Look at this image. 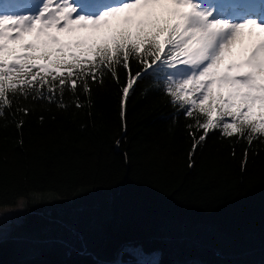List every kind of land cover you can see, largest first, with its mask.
I'll return each instance as SVG.
<instances>
[{
    "label": "trees",
    "instance_id": "16d2710c",
    "mask_svg": "<svg viewBox=\"0 0 264 264\" xmlns=\"http://www.w3.org/2000/svg\"><path fill=\"white\" fill-rule=\"evenodd\" d=\"M117 74L80 89L82 108L65 92L67 108L19 100L0 117V207L25 206L0 264H144L125 244L159 252L149 264H264V137L209 130L189 167L187 125L205 118L178 111L163 73L126 99L128 70Z\"/></svg>",
    "mask_w": 264,
    "mask_h": 264
},
{
    "label": "snow or ice",
    "instance_id": "6c2138e0",
    "mask_svg": "<svg viewBox=\"0 0 264 264\" xmlns=\"http://www.w3.org/2000/svg\"><path fill=\"white\" fill-rule=\"evenodd\" d=\"M29 2L7 0L22 9L16 12L0 7V117L19 100L67 108L65 92L82 108L79 90L90 93L106 74L119 82V67L128 70L124 99L151 70L163 73L156 87L179 112L205 118L187 125L189 167L209 130L250 145L264 137V22L239 19L254 10L249 0H105L94 13H82L79 0H45L38 14H26ZM131 58L141 66L135 76ZM16 111L27 116L31 109Z\"/></svg>",
    "mask_w": 264,
    "mask_h": 264
},
{
    "label": "rangeland",
    "instance_id": "374dc122",
    "mask_svg": "<svg viewBox=\"0 0 264 264\" xmlns=\"http://www.w3.org/2000/svg\"><path fill=\"white\" fill-rule=\"evenodd\" d=\"M55 2V0H54ZM118 2V0L116 1ZM108 3H114L112 1ZM25 213L24 198L20 199L16 206L0 207V239L4 238L12 229V227L20 221L21 216ZM126 249H139L140 255L131 252L139 262L144 264L156 263L159 261V252H145L141 246L134 244H125L120 249V254ZM121 258L119 257V260Z\"/></svg>",
    "mask_w": 264,
    "mask_h": 264
},
{
    "label": "bare ground",
    "instance_id": "6f19581e",
    "mask_svg": "<svg viewBox=\"0 0 264 264\" xmlns=\"http://www.w3.org/2000/svg\"><path fill=\"white\" fill-rule=\"evenodd\" d=\"M79 5H80V0H79Z\"/></svg>",
    "mask_w": 264,
    "mask_h": 264
}]
</instances>
